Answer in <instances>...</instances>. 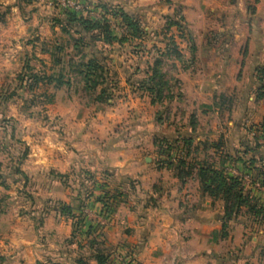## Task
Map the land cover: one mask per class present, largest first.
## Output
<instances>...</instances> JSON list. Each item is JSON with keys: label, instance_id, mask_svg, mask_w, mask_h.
Returning <instances> with one entry per match:
<instances>
[{"label": "rangeland", "instance_id": "obj_1", "mask_svg": "<svg viewBox=\"0 0 264 264\" xmlns=\"http://www.w3.org/2000/svg\"><path fill=\"white\" fill-rule=\"evenodd\" d=\"M258 3L259 0H246L244 9L247 17L252 21ZM0 5L2 7L0 10V234L2 237L0 238L12 239L22 236L21 230L26 228V233H29V229L33 233L36 226L41 227L47 223V216L55 217L56 214H61L69 218L61 212L63 204L61 199L67 195L68 198H76L79 194L90 198L95 192V183L101 187L100 191H96L97 196L96 194L94 196V199H98L102 204L100 214H97V217L91 215L86 207L79 208L77 213L73 212L74 216L80 218V221L77 219L74 222L73 236L75 238L77 233L82 234L81 231L87 233V228L84 229L80 224L82 220H86L91 223L90 227L95 231L93 234L103 237L104 227L113 220L114 200L122 198L124 194L125 197L133 198V191H126L127 188L132 189L133 185L127 183V186L122 188L118 185L121 177H113L112 170L103 173L102 160L98 166L95 165V161L90 162L93 161L94 154L108 153L109 151L104 150L112 147L114 140L132 139L147 133L150 140L156 142L155 147L151 148L148 154L157 157L159 160L157 165L162 169H167L169 163L178 164L182 160L183 153L187 167H192L195 175L201 167L212 164L215 169L240 178L245 195L251 201H255L258 211L261 209L262 213L252 211L247 214V208L242 209L240 215L235 217L227 228L228 239L221 238V242L225 241L226 245L224 243L222 247H217L218 260L222 261V264H237L241 257L240 253L236 250L235 254H227L226 249L231 234L238 226L245 230L248 242V249L242 253L245 259H242L241 263L250 262L248 254L254 247L261 250L258 254L252 251V257L254 255L258 258L264 257L260 254L261 251L264 254L262 201L264 191L252 190L255 184L260 187L264 185V157L249 156L240 161L242 168H236L238 163L232 161L235 169L242 172L237 175L229 173L231 166H223L222 158L217 159V155L224 150L228 149L231 152L226 144L221 149L216 147L221 143L219 133L223 134L225 127L217 130L219 133L216 139L209 136V121L213 122L209 111L220 109L227 112L229 107L235 105H233V95L236 94L229 92L230 94L215 96L216 103L210 104L209 107V40L220 43L215 47V51L222 53L223 43L229 38L222 37L219 33H209V29H199L191 33L180 15L175 19L180 27L169 26V20L161 31H146L147 35L144 38L133 41L121 13L134 16L143 29H145V19H139V15H136L137 10L130 6L127 0H0ZM68 12H74L77 17L91 22L107 21L117 41L129 40L124 43L115 42L111 46L102 42L96 44V49L107 56L106 65L110 71L106 86L110 88L111 98L105 104L94 101L95 96L84 88L81 78L73 68L71 69L73 66L76 69L81 63L89 61L93 54L88 47L77 49L74 47L80 35L73 31L71 34L63 31L64 26L60 22L66 19L65 14ZM217 20H220V17H217ZM202 43H207V46H203ZM59 48L62 50L60 51ZM249 50V46L242 48L243 54ZM59 58L63 60V66L57 65ZM111 60H115L116 63H110ZM156 60L163 62V73L169 82L168 87H171L170 92L165 91L164 96L172 95L174 99L170 102L164 99L162 104L152 108L144 106L145 103L140 101L142 96L127 94L124 89H127L125 80L128 76L132 77L133 88L137 87L136 81L147 79L151 75L150 68ZM187 70L190 71L191 76L186 78L183 73ZM263 70L264 66L258 73L261 74ZM178 72L183 74L182 77L178 76ZM60 75L63 76V81L69 79L72 85L58 89L55 83L46 82L49 77L60 79ZM35 76L40 77L39 83ZM259 85L264 93L262 79ZM147 98L151 103L149 95ZM132 101L135 106L129 111L127 109L131 106H125V103L132 104ZM218 123L219 120L214 119L212 125L218 127ZM262 125L264 124L260 122L255 124L251 120L245 123V129L250 137L247 139L249 143L247 148L254 150L259 156L264 155V145L259 144V138L254 137L251 132ZM260 128L263 129V127L258 129ZM190 136L193 137L191 145L186 142V138ZM162 138L171 140L164 148L167 153L161 151L159 142ZM260 138L262 140V135ZM34 153L60 162L65 155L71 158L67 175L58 172L52 175L49 168L46 170L43 164H36ZM79 154L88 158L86 167L98 168L91 170L94 174L90 172L81 174L82 176L77 175L78 170L82 168L81 166L78 168L73 159H77ZM191 179L194 180L192 185L181 196L187 208L190 205V202L187 203V196L190 195L189 200L193 202L195 199L192 197L195 198L196 195L194 192L197 190L199 193L200 190L198 179L189 178L187 184ZM79 185L85 186L83 193L82 190H77ZM51 187L54 189L53 194L48 191ZM156 195L158 197L161 194L156 193ZM209 201L213 202L210 197ZM192 202L191 210L196 204ZM213 205H215L212 211L214 214L209 213L210 217L211 215L222 217L223 202L216 201ZM200 215L203 216L205 213ZM187 228V226L184 230L178 228L183 232L180 241L175 240L179 244L178 248L184 247L187 242L186 237L189 234L185 230ZM253 237L259 239V244L256 246L251 244ZM100 240L99 243H103L102 239ZM62 250L70 251V248L65 245ZM107 251L112 256V251ZM179 251V255L174 254L169 258V264H191L189 258L192 256L183 253L182 249ZM0 264H8V262L0 257Z\"/></svg>", "mask_w": 264, "mask_h": 264}, {"label": "crops", "instance_id": "obj_2", "mask_svg": "<svg viewBox=\"0 0 264 264\" xmlns=\"http://www.w3.org/2000/svg\"><path fill=\"white\" fill-rule=\"evenodd\" d=\"M127 3L137 10V14H133L139 15V19H145L144 30L147 32L161 31L167 21L181 15L191 33L199 29H209V33L215 32L229 38L223 43L222 53L215 51V47L220 43L209 40V107L210 104L216 103L215 96L230 94L229 92L236 94L233 95V105H235L229 107L227 112L220 109L209 111V115L213 118V122L209 121V136L216 139L219 133L217 130L225 127L224 133H219V138L222 146L226 144L231 152L228 149L224 150L221 152L222 156L217 155V159L222 158L223 166H231L229 173L237 175L242 172L235 169L232 161L238 163L236 168H242L240 161L249 156L263 158L264 155L259 156L254 150L247 148L249 145L247 139L250 137L245 129V123L251 120L255 124L258 122L264 124V94L260 90L261 74L258 73L264 66V0H259L253 21L247 17L244 9L246 0H235V2H229V0H127ZM217 17H220V20H217ZM204 45L206 47L207 43ZM247 46L251 51L247 53L244 51L243 54L242 48ZM207 59L208 57L205 58ZM112 62L116 63L115 60ZM189 72L187 70L183 73L184 77L191 76ZM183 74L178 72V76L182 77ZM125 83L127 86V89H124L125 93L142 96L140 101L145 103L144 106L153 108V105L147 101L146 92H140L141 90L131 87L132 77L128 76ZM125 106H131L127 110H133L134 101L132 104L126 102ZM214 119L219 120L218 127L212 125ZM259 127L264 129V125ZM146 134L132 139L118 138L112 142V147L104 150L109 151L108 153L94 154L93 161L90 162L95 161V165L98 166L102 160L103 173L106 174L112 170L113 177H121L118 185L122 188H125L127 183L133 185L132 189L126 190L133 191V198L125 197L124 194L122 198L114 200L113 220L104 227L103 237L94 235V230L89 234L91 223L81 219L80 224L84 229L87 228V233L81 231L80 233H83H77L74 238V222L77 219L80 221V218H77V215L67 218L56 214L55 217L47 216V223L41 227L36 226L33 233L31 229L28 230L29 233H26V228L21 230L22 236L12 239L0 238V257L8 264H77L79 259H83L88 264H97L90 241L95 239L100 242L102 239L104 248L111 250L112 254L117 251L136 253L139 264H169L168 260L171 256L180 254L179 249L192 256L189 258L191 264H222V261L218 260L219 255L216 251L217 247H222L224 243L226 245L225 241L221 242L219 236L222 224L218 215H211L212 217L209 215V213L214 214L212 211L215 205L209 201L208 196L196 190L195 198L192 197L195 200L190 201L191 196L188 195L187 203L190 202V205L188 208L185 207L181 196L187 192L194 180L191 179L189 184L188 182L182 184L175 172L158 167L157 157L148 154V151L155 147L156 142L151 141ZM33 156H35L36 164H43L46 170L49 168L52 175L54 172L67 175L71 166L69 163L71 158L66 155L61 162L48 156L41 157L36 153ZM86 159L88 158L85 155L80 154L77 159H73L77 167L82 168L78 170V176L90 172L94 174L91 170L98 169L86 167ZM82 186L79 185L77 190H82L83 193L85 186ZM255 186L254 188L252 186L254 192L264 191V185L260 187L255 184ZM94 188L95 192L90 198L82 194L77 195L76 198H68L67 195L61 199V202L70 206L74 213H77L79 208L86 207L91 215L97 217L102 204L98 199H94V196L95 194L97 196L96 191L101 187L95 183ZM48 191L53 194V187ZM156 193L162 196L157 197ZM260 197L262 198L261 195ZM262 199L264 203V198ZM191 202L196 203L193 205V210L190 209ZM200 213L205 215L201 216ZM186 226L188 228L185 230L189 232L186 237L187 242L184 247L178 248V242L183 235L178 228L184 230ZM246 239L245 230L238 226L237 230L231 234L228 240L230 242H227L229 244L226 249L227 254L237 250L241 255L237 264H242L241 260L245 259L242 253L248 249ZM175 240L178 242L176 243ZM251 244L256 246L259 244V239L253 237ZM65 245L70 248V251L62 250ZM259 250L261 248L254 247L252 251L258 254ZM211 251L216 255H213ZM252 251L248 254L250 261L248 264H264V257L260 258L262 257L260 255L259 258L256 255L252 257ZM260 254L264 256L262 251Z\"/></svg>", "mask_w": 264, "mask_h": 264}, {"label": "trees", "instance_id": "obj_3", "mask_svg": "<svg viewBox=\"0 0 264 264\" xmlns=\"http://www.w3.org/2000/svg\"><path fill=\"white\" fill-rule=\"evenodd\" d=\"M103 9L106 10V8ZM114 15L116 16V14ZM65 16L66 19L60 22V24L64 26L63 31L66 34H71L73 31L75 34L80 35V39L78 41H75L74 47L76 49L79 47H88L93 54L89 61L81 63L76 69L74 68L75 66L71 67V69L73 68V71L77 73L79 78H81L84 84V88L87 91H90L93 96H95L94 101L98 104H105L111 98V94L109 93L110 88L106 86L110 71L106 65L108 61L107 56H105L102 51H98L96 49V44L98 42H102L106 45L111 46L115 42L124 43L127 39L117 41L116 38L113 37L110 25H108L107 21H105L104 23L91 22L88 19H81L77 17L76 13L74 12H68L65 14ZM121 16L123 17L124 23L128 28L131 40L134 41V39L137 38L142 39L147 35L140 22L136 20L134 16L127 13H121ZM169 26L180 27V24L175 21V18H173L170 19ZM95 32L97 33L96 35L93 34ZM59 50L61 51L62 48H59ZM177 56L178 58H180V55L177 54ZM110 63H112V60L110 61ZM57 65L63 66V60L61 58L57 60ZM150 74L151 75H149L147 79L138 80L135 82L137 86L136 89L146 92L151 98V104L153 106L162 104L164 99H168L169 102L172 101L174 99L172 98V95L169 97L164 96L165 91L170 92L171 87H168L169 82L166 80V75L163 73V62L160 60H156L153 67L150 68ZM261 74V79L264 82V70ZM35 79L37 83L41 81L40 77L35 76ZM63 80V76L60 75V79L49 77L46 82L48 84L55 83L56 88L58 89L63 86L70 87L72 85L69 79L67 81ZM169 142H171L170 139H160L159 143L161 146V151L163 153H167V150H164V148L166 147L165 145ZM186 142L187 144L191 145L193 142V137L190 136L186 138ZM216 147L217 149H221L223 146L221 143H219ZM222 155L223 154H221V156ZM224 156L226 155L224 154ZM168 169L175 172L176 177L182 184H185L189 178L198 179L200 191L204 196L210 197L213 202H223L224 214L222 215V217H220L222 229L219 233L220 238H222L223 240L226 239L229 235V233L227 232V228L230 222L235 217L240 215L243 208H247V214L251 213L252 211L262 213L261 209L260 211H258V206L255 201H251L249 197L245 195V190L239 177L226 174L222 170L220 171L218 169H215L212 164H209V166L207 167H201L198 170V174L195 175L194 171H192L193 168L189 166L187 167L186 159L182 158V160L179 161L178 164L169 163ZM61 212L63 215H66L68 217L74 216V210L66 204H62ZM89 229L90 230L88 231V233L90 234L94 229H92V227ZM90 245L94 249V259L96 260L97 264H110L111 256L108 253L107 249L104 248V243H99L98 241L93 239L90 241ZM77 264L88 263L84 262L83 259H79L77 260Z\"/></svg>", "mask_w": 264, "mask_h": 264}, {"label": "built area", "instance_id": "obj_4", "mask_svg": "<svg viewBox=\"0 0 264 264\" xmlns=\"http://www.w3.org/2000/svg\"><path fill=\"white\" fill-rule=\"evenodd\" d=\"M251 134L255 137L259 138L258 143L264 145V130L263 129H253ZM262 135V140L260 136ZM181 158H183V153L181 154ZM110 264H139L137 260L136 253L133 251L127 252H115L112 254L110 258Z\"/></svg>", "mask_w": 264, "mask_h": 264}]
</instances>
